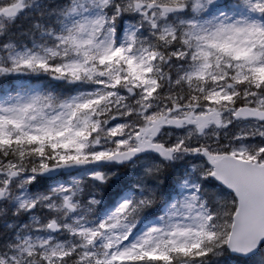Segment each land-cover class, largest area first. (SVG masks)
<instances>
[{
    "label": "snow or ice",
    "instance_id": "6c2138e0",
    "mask_svg": "<svg viewBox=\"0 0 264 264\" xmlns=\"http://www.w3.org/2000/svg\"><path fill=\"white\" fill-rule=\"evenodd\" d=\"M0 264H264V0H0Z\"/></svg>",
    "mask_w": 264,
    "mask_h": 264
}]
</instances>
